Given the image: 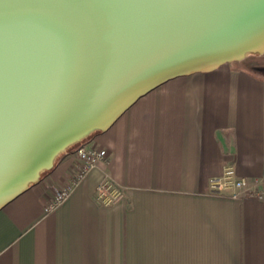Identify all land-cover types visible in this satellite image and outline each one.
I'll return each mask as SVG.
<instances>
[{"label":"crops","instance_id":"obj_1","mask_svg":"<svg viewBox=\"0 0 264 264\" xmlns=\"http://www.w3.org/2000/svg\"><path fill=\"white\" fill-rule=\"evenodd\" d=\"M245 58L174 77L92 133L80 145L105 159L46 213L76 171L65 152L0 208V264H264V201L209 186L226 166L264 176V70ZM104 175L117 203L95 199Z\"/></svg>","mask_w":264,"mask_h":264},{"label":"water","instance_id":"obj_2","mask_svg":"<svg viewBox=\"0 0 264 264\" xmlns=\"http://www.w3.org/2000/svg\"><path fill=\"white\" fill-rule=\"evenodd\" d=\"M263 52L264 0H0V208L157 86Z\"/></svg>","mask_w":264,"mask_h":264},{"label":"built area","instance_id":"obj_3","mask_svg":"<svg viewBox=\"0 0 264 264\" xmlns=\"http://www.w3.org/2000/svg\"><path fill=\"white\" fill-rule=\"evenodd\" d=\"M73 155L78 161L76 171L64 185L53 189L51 197L44 206L46 213L62 203L85 175L105 159L106 150L98 146L79 145L74 149ZM209 186L214 193L229 192L231 198H253L264 201V176L252 179L237 176L231 166L224 167L221 176L210 178ZM94 195L100 204L111 205L121 200L124 193L122 188L104 175L96 185Z\"/></svg>","mask_w":264,"mask_h":264},{"label":"rangeland","instance_id":"obj_4","mask_svg":"<svg viewBox=\"0 0 264 264\" xmlns=\"http://www.w3.org/2000/svg\"><path fill=\"white\" fill-rule=\"evenodd\" d=\"M244 62L249 66H253L257 64L256 67H258L259 65L262 68V69L259 68L260 71L264 70V52L261 54H250L247 58L244 59Z\"/></svg>","mask_w":264,"mask_h":264},{"label":"trees","instance_id":"obj_5","mask_svg":"<svg viewBox=\"0 0 264 264\" xmlns=\"http://www.w3.org/2000/svg\"><path fill=\"white\" fill-rule=\"evenodd\" d=\"M70 146H71V145H70ZM70 146H68V148H69ZM61 153H62V152H61ZM58 155H59V154H58ZM58 155H57V156H58Z\"/></svg>","mask_w":264,"mask_h":264}]
</instances>
